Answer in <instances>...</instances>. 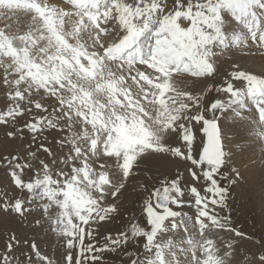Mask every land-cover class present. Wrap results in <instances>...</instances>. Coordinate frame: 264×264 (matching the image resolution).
<instances>
[{"label": "snow or ice", "instance_id": "6c2138e0", "mask_svg": "<svg viewBox=\"0 0 264 264\" xmlns=\"http://www.w3.org/2000/svg\"><path fill=\"white\" fill-rule=\"evenodd\" d=\"M228 114L264 145V0H0V217L32 233L0 264H264ZM134 199L146 225L102 232Z\"/></svg>", "mask_w": 264, "mask_h": 264}, {"label": "bare ground", "instance_id": "6f19581e", "mask_svg": "<svg viewBox=\"0 0 264 264\" xmlns=\"http://www.w3.org/2000/svg\"><path fill=\"white\" fill-rule=\"evenodd\" d=\"M247 68H255L256 71H259V62H253L252 60L241 59L239 61ZM231 71L229 63H224L222 65V74ZM199 85V82H195ZM193 81L190 80L188 88L191 89ZM217 93L213 90L210 94L209 99L216 98ZM221 126L227 135L228 139L233 141L231 147L235 152L234 156V166L239 168L244 175L248 178L249 183L246 184L243 188L238 189L240 195H235L236 198L232 204V210H237L239 218L248 217L251 220H256L257 222H262L260 218V205L262 196H264V145L244 143V150L241 151V142L238 140V136L242 133L238 130L237 126L233 122L231 114L221 117ZM171 171H175L174 168H171ZM147 175V173L143 174ZM186 179H190L187 177ZM141 183H143L141 181ZM132 201L126 203V208L129 210L132 209ZM255 205V207H253ZM137 209V208H136ZM133 210V209H132ZM185 211H188L185 208ZM250 213V214H249ZM236 214L233 212V220L237 219ZM238 219L236 220V222ZM258 222V223H259ZM251 223V222H250ZM242 228V227H241ZM262 228V227H261ZM264 228V226H263ZM251 233V232H249ZM256 236V235H255ZM246 249L255 251V248L251 244H246L244 246ZM237 259L243 261V256L238 255Z\"/></svg>", "mask_w": 264, "mask_h": 264}, {"label": "rangeland", "instance_id": "374dc122", "mask_svg": "<svg viewBox=\"0 0 264 264\" xmlns=\"http://www.w3.org/2000/svg\"><path fill=\"white\" fill-rule=\"evenodd\" d=\"M49 139L51 140V137H49ZM141 181L144 182L143 180H141ZM141 181H140V183H141ZM6 184H7V182L4 180L3 174L0 173V191L6 190ZM234 197H235V195H234ZM131 203H133V206H132L133 210L131 208L128 210L126 208V205H125L121 211V214L119 216H117L114 220H112L111 222L106 224L105 228L102 229L101 231L102 232L111 231V232L115 233L118 230H122V229L127 228L130 225V223L133 221L138 222L141 226L146 225V216L142 212V200L134 199V200H132ZM233 212L236 214L237 210L235 209V210H233ZM236 217L238 219V221H237L238 227H242L248 233L251 232L249 234L255 233L256 236H254V239L259 238L261 230L264 226V224H262V222L258 221L259 222L258 223L256 220H251L248 217H245V218L240 217L239 218L238 214H236ZM27 224H28L27 220L21 224L20 222H18L17 220H15L11 217H0V250H3L5 244L7 243L8 233L10 230H15L17 232V235L20 237L32 236V233L26 230ZM38 242L41 243L42 248L46 252H49V253L55 252V248H56L55 237H52L51 242H49V240L45 239L44 234L41 233L39 235ZM141 243L142 242H138L135 245V247H133L130 250L136 251L138 248H140ZM113 264H120V261L114 260Z\"/></svg>", "mask_w": 264, "mask_h": 264}]
</instances>
